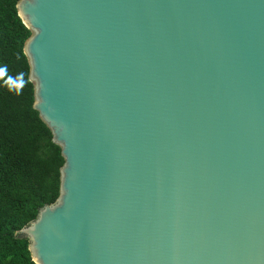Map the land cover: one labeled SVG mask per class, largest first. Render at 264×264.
I'll return each mask as SVG.
<instances>
[{"label": "water", "instance_id": "water-1", "mask_svg": "<svg viewBox=\"0 0 264 264\" xmlns=\"http://www.w3.org/2000/svg\"><path fill=\"white\" fill-rule=\"evenodd\" d=\"M60 195L36 264H264V0H20Z\"/></svg>", "mask_w": 264, "mask_h": 264}, {"label": "trees", "instance_id": "trees-1", "mask_svg": "<svg viewBox=\"0 0 264 264\" xmlns=\"http://www.w3.org/2000/svg\"><path fill=\"white\" fill-rule=\"evenodd\" d=\"M20 0H0V67L23 73V87L0 79V264H36L18 232L60 195L62 147L34 108L35 84L24 51L32 36L18 14Z\"/></svg>", "mask_w": 264, "mask_h": 264}, {"label": "clouds", "instance_id": "clouds-1", "mask_svg": "<svg viewBox=\"0 0 264 264\" xmlns=\"http://www.w3.org/2000/svg\"><path fill=\"white\" fill-rule=\"evenodd\" d=\"M0 79L4 80L5 85L11 84L16 87H23L25 83L23 73H20L17 76L8 75L7 66L0 67Z\"/></svg>", "mask_w": 264, "mask_h": 264}]
</instances>
